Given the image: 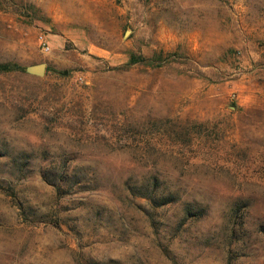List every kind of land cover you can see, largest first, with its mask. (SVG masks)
I'll return each instance as SVG.
<instances>
[{"label": "rangeland", "instance_id": "rangeland-1", "mask_svg": "<svg viewBox=\"0 0 264 264\" xmlns=\"http://www.w3.org/2000/svg\"><path fill=\"white\" fill-rule=\"evenodd\" d=\"M16 1L0 183L22 207L0 190V264H264V0ZM132 52L169 56L121 66ZM115 119L140 131L114 142ZM167 130L193 145H157ZM154 177L172 195L156 208L131 191Z\"/></svg>", "mask_w": 264, "mask_h": 264}, {"label": "trees", "instance_id": "trees-1", "mask_svg": "<svg viewBox=\"0 0 264 264\" xmlns=\"http://www.w3.org/2000/svg\"><path fill=\"white\" fill-rule=\"evenodd\" d=\"M1 2H3V0H0ZM7 2V4H13L14 6H18V4H20L21 6V3L19 1H16V0H5ZM19 7V6H18ZM28 8H30V10H34V12L37 13V9L33 6V5H29ZM29 10V9H28ZM23 14H27L29 17H31L30 14L28 13H23ZM24 15V16H25ZM32 16L34 17L33 13H32ZM174 54V53H173ZM176 54V53H175ZM174 54V55H175ZM177 55V54H176ZM159 57H164L165 59L168 58L169 54L165 55V56H161V55H156V56H153V57H146L140 53H137V52H132L130 54V58L129 60L122 64L121 66H129L133 63H138V62H148V63H151V64H154V61H156V59ZM263 57H264V53H263ZM264 64V62H263ZM20 69H24V67L19 64L17 61H14V60H6V61H0V72H10V71H13V70H20ZM49 68L47 67V72H48ZM30 109L32 111H38L37 109V106L36 105H33L30 103ZM60 122H63V124H68L66 123V119H60ZM68 121L70 122H75L78 124V127L80 124H83L82 121H84L83 118H81V120H72V119H69ZM65 122V123H64ZM103 122V121H101ZM106 131L105 133H107V131L109 132V137L112 138V140L115 142V141H118V142H124V143H127L129 142V139H131V137L135 136L138 134V132L140 130L138 129H134V127H132L130 124L126 123L125 121L123 120H118V119H115L113 121H106ZM99 127V125H98ZM80 134L83 133V130L80 129ZM96 136V135H95ZM193 137L190 138V141L186 139H184L185 137H182V139H178L177 138V135L175 133H173L171 130H167L165 132H162V133H159L157 134V141H155V143L159 146H162L164 145V142L166 144H173V146H191L193 145V140L195 139L194 135H192ZM192 141V142H191ZM261 163H262V166H260V168L258 169V176L263 178L264 179V158L261 159ZM158 178L157 177H154L153 181L151 182H144L142 184H139V185H143V186H132L131 187V191L132 193H135V194H140L142 196H145L146 198L149 199L150 203L153 205V207H159V206H163L167 203H169L171 200H172V195L169 193L167 195L165 194H160L158 195L156 193V190H157V187H158V184H157V180ZM133 185V184H132ZM59 187V185H58ZM0 190H3L11 195H13L15 198H17V193L13 190L12 187L10 186H4L0 183ZM18 200V198H17ZM18 204L20 207H22V203L20 200H18ZM242 204L240 202H237L235 207H233L232 209V216H234V219H233V232L234 234L236 233V227H235V224L237 223V219H236V216L239 214V212L241 211L242 209ZM207 210V207L206 206H203V207H200L199 211H196L194 210V208L192 207H187L186 211H187V214L189 215H201L203 216L205 214V211ZM24 212V211H23ZM199 212V213H198ZM26 218H28V215H24ZM51 221V220H49ZM53 222L55 225H58L60 226V223L58 221H51ZM261 232L264 233V224L261 225ZM92 264H104V263H101L100 261H93Z\"/></svg>", "mask_w": 264, "mask_h": 264}, {"label": "water", "instance_id": "water-1", "mask_svg": "<svg viewBox=\"0 0 264 264\" xmlns=\"http://www.w3.org/2000/svg\"><path fill=\"white\" fill-rule=\"evenodd\" d=\"M48 63L46 61L31 63L26 66V70L37 75H44L47 70Z\"/></svg>", "mask_w": 264, "mask_h": 264}, {"label": "built area", "instance_id": "built-area-1", "mask_svg": "<svg viewBox=\"0 0 264 264\" xmlns=\"http://www.w3.org/2000/svg\"><path fill=\"white\" fill-rule=\"evenodd\" d=\"M40 40L43 43V45H44L45 48H49V45L47 44V42L45 41V39H44V37L42 35L40 37Z\"/></svg>", "mask_w": 264, "mask_h": 264}]
</instances>
